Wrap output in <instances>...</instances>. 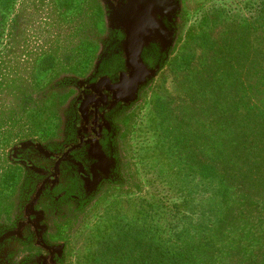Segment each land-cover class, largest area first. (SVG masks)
I'll use <instances>...</instances> for the list:
<instances>
[{
    "label": "rangeland",
    "instance_id": "374dc122",
    "mask_svg": "<svg viewBox=\"0 0 264 264\" xmlns=\"http://www.w3.org/2000/svg\"><path fill=\"white\" fill-rule=\"evenodd\" d=\"M247 1L183 0L181 39L131 126L137 188L109 199L87 223L74 242L73 264H223L228 239L257 218L248 215V199L264 197V180L240 169L244 140L254 141L247 125L264 105L256 73L264 30L248 32L242 24ZM27 2L0 0V63L16 58L8 52L10 16L26 8L24 22L34 23ZM29 41V49L40 44L33 35ZM38 64L29 72L39 80L45 70ZM247 107L249 117L236 111Z\"/></svg>",
    "mask_w": 264,
    "mask_h": 264
},
{
    "label": "flooded vegetation",
    "instance_id": "af4514ba",
    "mask_svg": "<svg viewBox=\"0 0 264 264\" xmlns=\"http://www.w3.org/2000/svg\"><path fill=\"white\" fill-rule=\"evenodd\" d=\"M110 3L117 7L119 0ZM27 5L34 23L24 22L26 8L9 19L10 29L17 15L15 45H24L25 35L29 44L33 35L40 43L30 48L37 64L49 55L67 64L43 67L39 80L31 76L11 118L0 122L6 137L0 145V264H73L74 242L87 223L109 199L137 188L129 138L153 81L143 84L127 66L125 32L105 0ZM186 19L181 10L166 22L176 44ZM148 49L141 62L151 68L160 50L158 44Z\"/></svg>",
    "mask_w": 264,
    "mask_h": 264
},
{
    "label": "trees",
    "instance_id": "16d2710c",
    "mask_svg": "<svg viewBox=\"0 0 264 264\" xmlns=\"http://www.w3.org/2000/svg\"><path fill=\"white\" fill-rule=\"evenodd\" d=\"M243 9L248 14V16L242 20V24L247 31L264 30V0L247 1L246 3H243ZM16 21L17 15L12 21V26L10 27V38L12 37V34H14L15 36L12 37V39L15 40H10L8 51L10 56L15 55L16 58L14 61L9 59L7 62L0 63V122L7 118H11L14 112V109H12L14 103L19 100L29 86V82L27 81V76L31 78L29 65H31L32 68L37 64V60L33 59L36 52H32L28 48L29 45L27 44L28 41H26L27 36L25 34V37L23 38L24 45H15L17 40L16 36H18L16 32H14L17 29L14 26ZM1 29L2 27L0 23V44L3 37ZM61 40L65 41L63 38H61ZM61 48L63 47L61 46ZM43 49L44 48H42V50ZM15 50H17L16 53ZM57 52L60 55L62 54L59 48H57ZM259 54L261 55V58L256 73L260 75V84L264 88V45ZM24 59L28 60V62H25ZM41 63V66L46 69H53L55 65H62L64 67L67 64L61 59L55 62L54 58L50 57V55ZM249 109V107L245 110H239L237 108L236 111L239 113L244 112V118H246L249 117ZM253 120L255 123L250 126L247 125V130L253 132L251 138H253L254 141L244 140V144L246 145L244 149L246 155H244L245 160L242 161L244 164L242 167L247 169H244L243 171L242 168L240 171L242 175L250 177L251 174L249 172L253 170L254 173H257L259 178L264 180V105H259L256 108ZM202 168L204 169V167ZM131 175L132 188H136L135 173L133 169H131ZM209 176L213 177V174H210ZM204 177H208V174L206 173V176ZM227 190L228 189L226 188V191ZM248 201V215L253 216L255 213L257 214L255 216L257 218H251L244 221L243 225H240L239 228L241 229L240 235L228 239L223 255L225 259L223 264H264V220H262L264 219V197H256L255 199H248ZM258 215H261L263 218L261 217L262 219H258ZM241 241H245V245L240 244ZM132 254L133 251L131 250L130 255ZM182 256L183 254H180L181 258Z\"/></svg>",
    "mask_w": 264,
    "mask_h": 264
},
{
    "label": "water",
    "instance_id": "95a60500",
    "mask_svg": "<svg viewBox=\"0 0 264 264\" xmlns=\"http://www.w3.org/2000/svg\"><path fill=\"white\" fill-rule=\"evenodd\" d=\"M105 1L114 10L112 20L116 28L125 32L122 48L127 66L133 69V74H139L138 79L143 84L154 82L178 45L173 29H169L166 22H171L184 10L183 0H119L117 7H113L110 0ZM153 44H158L160 51L154 65L147 68L142 64V58L147 56L148 48Z\"/></svg>",
    "mask_w": 264,
    "mask_h": 264
}]
</instances>
